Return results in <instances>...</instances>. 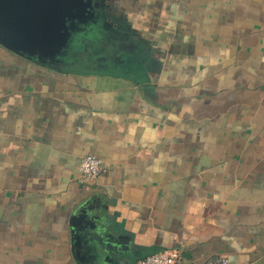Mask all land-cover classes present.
<instances>
[{"label":"crops","instance_id":"crops-1","mask_svg":"<svg viewBox=\"0 0 264 264\" xmlns=\"http://www.w3.org/2000/svg\"><path fill=\"white\" fill-rule=\"evenodd\" d=\"M108 3L133 78L0 46V264H264V0ZM82 206L123 250L73 239Z\"/></svg>","mask_w":264,"mask_h":264},{"label":"water","instance_id":"water-1","mask_svg":"<svg viewBox=\"0 0 264 264\" xmlns=\"http://www.w3.org/2000/svg\"><path fill=\"white\" fill-rule=\"evenodd\" d=\"M93 7L92 0H0V46L34 63L41 56H62L69 37L67 23L72 24ZM39 64L48 67L43 62ZM88 209L82 206L77 210L72 222L73 239L84 235L104 250L115 254L123 250L121 242L109 240L111 229L105 217L89 215Z\"/></svg>","mask_w":264,"mask_h":264},{"label":"flooded vegetation","instance_id":"flooded-vegetation-1","mask_svg":"<svg viewBox=\"0 0 264 264\" xmlns=\"http://www.w3.org/2000/svg\"><path fill=\"white\" fill-rule=\"evenodd\" d=\"M93 9L79 16L69 28V37L62 49L63 55L40 58L48 68L70 70L74 67L86 70L104 68L99 58L114 60V49L120 45L121 26L117 23L114 8L109 0H92Z\"/></svg>","mask_w":264,"mask_h":264},{"label":"built area","instance_id":"built-area-1","mask_svg":"<svg viewBox=\"0 0 264 264\" xmlns=\"http://www.w3.org/2000/svg\"><path fill=\"white\" fill-rule=\"evenodd\" d=\"M102 172V161L94 155H85L79 164V173L84 179H96ZM183 254L179 248H170L146 256L134 264H182ZM227 254H218L202 264H228Z\"/></svg>","mask_w":264,"mask_h":264},{"label":"rangeland","instance_id":"rangeland-1","mask_svg":"<svg viewBox=\"0 0 264 264\" xmlns=\"http://www.w3.org/2000/svg\"><path fill=\"white\" fill-rule=\"evenodd\" d=\"M104 66L109 73L126 75L132 78L135 77V73H137L136 71L138 70L137 65H135V63H121L120 65L118 63H108L109 67H107L105 64Z\"/></svg>","mask_w":264,"mask_h":264}]
</instances>
